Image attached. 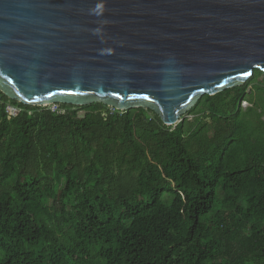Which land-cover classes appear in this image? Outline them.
<instances>
[{"label":"trees","instance_id":"1","mask_svg":"<svg viewBox=\"0 0 264 264\" xmlns=\"http://www.w3.org/2000/svg\"><path fill=\"white\" fill-rule=\"evenodd\" d=\"M55 107L0 92V264H264L262 71L175 126Z\"/></svg>","mask_w":264,"mask_h":264},{"label":"water","instance_id":"2","mask_svg":"<svg viewBox=\"0 0 264 264\" xmlns=\"http://www.w3.org/2000/svg\"><path fill=\"white\" fill-rule=\"evenodd\" d=\"M264 73V0H0V92L145 108L175 126Z\"/></svg>","mask_w":264,"mask_h":264},{"label":"built area","instance_id":"3","mask_svg":"<svg viewBox=\"0 0 264 264\" xmlns=\"http://www.w3.org/2000/svg\"><path fill=\"white\" fill-rule=\"evenodd\" d=\"M56 108V107H55ZM52 110V109H51ZM55 110V109H54ZM54 110H52V111H54ZM6 112H7V114H8V118H10V117H12V116H15V115H17L18 113H19V110L18 109H16V108H14V107H12V106H10V105H7V107H6Z\"/></svg>","mask_w":264,"mask_h":264},{"label":"rangeland","instance_id":"4","mask_svg":"<svg viewBox=\"0 0 264 264\" xmlns=\"http://www.w3.org/2000/svg\"><path fill=\"white\" fill-rule=\"evenodd\" d=\"M249 104L247 103V102H243L242 104H241V106L244 108V107H246V106H248ZM46 108H48V109H52V110H54L55 109V105H44ZM184 117H186L187 119H191L192 117L191 116H189V115H187V114H185L184 115Z\"/></svg>","mask_w":264,"mask_h":264}]
</instances>
